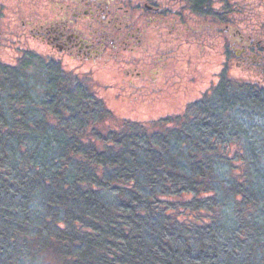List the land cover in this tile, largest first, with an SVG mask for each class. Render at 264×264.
<instances>
[{
	"label": "trees",
	"instance_id": "trees-1",
	"mask_svg": "<svg viewBox=\"0 0 264 264\" xmlns=\"http://www.w3.org/2000/svg\"><path fill=\"white\" fill-rule=\"evenodd\" d=\"M109 115L56 62H0V264H264V87L223 78L160 129Z\"/></svg>",
	"mask_w": 264,
	"mask_h": 264
},
{
	"label": "rangeland",
	"instance_id": "rangeland-1",
	"mask_svg": "<svg viewBox=\"0 0 264 264\" xmlns=\"http://www.w3.org/2000/svg\"><path fill=\"white\" fill-rule=\"evenodd\" d=\"M213 1L211 7L219 12L216 18L212 14L196 15L183 9L186 3L182 0H132L123 4L133 9L140 3L143 9L148 3L158 7L165 15V21L156 29V43L153 44L157 50L155 59L160 58L162 65L166 60V45H172L171 59L166 60L171 67L170 81L163 79L146 89L143 84H135L132 75L122 72L120 60L110 62L106 67L97 64L80 69L76 64L63 65L67 74L86 83L110 111L109 117L98 128L102 133L120 130L126 122H138L157 129L173 126L177 117H183L191 104L199 101L203 94L211 93L223 78L237 84L264 87V72H259L249 62L237 64L236 53L239 50L230 44L233 38H240L238 31L264 42V0ZM43 2L45 7L49 5L48 0ZM24 5L27 6L24 1L0 0L2 23L15 22V18L17 22L16 29H10L14 33L13 45L0 46L1 63L18 64L26 52L44 54L43 49L39 50L22 34L25 32L21 29L22 18L27 20V11L22 9ZM16 11L18 18L12 15ZM181 12L187 13L185 19ZM167 21L176 24L174 29L171 25L167 26ZM227 24L236 33L233 37L225 31ZM151 58L154 59L153 56ZM231 58L233 61H230Z\"/></svg>",
	"mask_w": 264,
	"mask_h": 264
},
{
	"label": "flooded vegetation",
	"instance_id": "flooded-vegetation-1",
	"mask_svg": "<svg viewBox=\"0 0 264 264\" xmlns=\"http://www.w3.org/2000/svg\"><path fill=\"white\" fill-rule=\"evenodd\" d=\"M19 1L29 6L22 8L27 11V20L21 17V29L25 31L22 34L39 50L43 49L44 54L37 51L36 54L58 63L63 70L65 64H76L81 69L97 64L106 67L110 62L120 60L122 72L132 75L135 84H143L146 89L163 79L170 81L171 67L166 60L171 59L172 45H166L163 65L160 58L155 59L157 50L153 43H156V29L165 21V15L158 7L148 3L143 9L140 3L133 9L124 7L123 4L132 0H48L46 7L43 0ZM182 1L186 3L183 9L193 14H212L213 17L219 14L211 7L213 0H206L203 6H198L193 0ZM17 12L12 15L17 17ZM2 13L0 11V15ZM181 15L185 19L187 13L181 12ZM13 20L15 22L5 21L4 25L0 17V46H12L15 42L14 33L10 32V29H16V18ZM170 25L172 29L176 26L167 21V26ZM225 31L232 37L236 34L229 24ZM238 32L240 38H233L230 43L239 50L236 53L237 64L249 62L259 72H264L263 39Z\"/></svg>",
	"mask_w": 264,
	"mask_h": 264
}]
</instances>
